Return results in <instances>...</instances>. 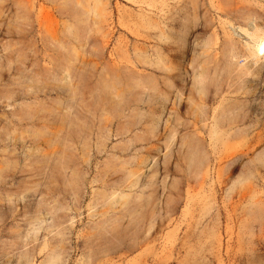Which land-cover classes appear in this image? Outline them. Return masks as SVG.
Segmentation results:
<instances>
[{
    "label": "rangeland",
    "instance_id": "rangeland-1",
    "mask_svg": "<svg viewBox=\"0 0 264 264\" xmlns=\"http://www.w3.org/2000/svg\"><path fill=\"white\" fill-rule=\"evenodd\" d=\"M254 11L0 0V264H264V69L237 99L225 52Z\"/></svg>",
    "mask_w": 264,
    "mask_h": 264
},
{
    "label": "bare ground",
    "instance_id": "bare-ground-1",
    "mask_svg": "<svg viewBox=\"0 0 264 264\" xmlns=\"http://www.w3.org/2000/svg\"><path fill=\"white\" fill-rule=\"evenodd\" d=\"M258 12L254 11L253 14H247V16L244 17V23L239 24L238 28L243 33L245 37L244 41V50L239 51L237 42L232 35L231 31H225V41H226V47L225 52H227L226 56H229V77H234V81L239 82L238 87H236V91L243 90V95L241 94L237 99L239 98H246L245 96V84L246 83H254L256 80H258V76L261 74L262 70L264 69V25H261L256 22V18L258 17ZM153 26L159 27V23L156 21L151 22ZM164 35V34H162ZM213 38H209V40L205 43L206 48L212 47ZM63 47H66V45L62 44ZM245 53L247 55L248 62H250L249 65L246 64V67L237 68V66L233 65V60L237 59L241 53ZM159 54V53H158ZM157 54V56H159ZM71 55V53L69 54ZM71 62V60H68ZM153 64H159L161 63V57H157V60L152 61ZM60 65V63H58ZM238 65V64H237ZM69 70V68H67ZM205 72V70H204ZM203 72V73H204ZM207 72V71H206ZM235 72V75H234ZM199 74L198 80L200 82L206 83L205 78H201L202 74ZM72 72L69 71L66 75V78H69L71 76ZM249 76V77H248ZM251 76V77H250ZM263 77V76H262ZM257 78V79H256ZM239 80H242L239 81ZM231 81V80H230ZM69 82V81H68ZM66 82V83H68ZM234 83H229V88L233 86ZM107 85H109L107 83ZM148 86V85H147ZM205 92H207V89H204ZM220 88H217L215 90V93L213 95V100L215 103H217V106L214 107L213 113L210 116L211 120V129L212 132H215L217 129L222 127L223 121H225L224 115H225V107L227 104H229V111L233 110L231 106L232 96H229L227 98L226 96H223L221 92L219 91ZM229 99V100H228ZM221 109V111H220ZM224 118V119H223ZM73 121V118H71V122ZM231 122H229L230 126ZM153 127L151 128V130ZM153 135V133L151 134ZM198 151H195L191 153L190 159L192 161H199L200 157H197ZM229 178V176H228ZM51 259L56 260L57 256L52 257Z\"/></svg>",
    "mask_w": 264,
    "mask_h": 264
}]
</instances>
